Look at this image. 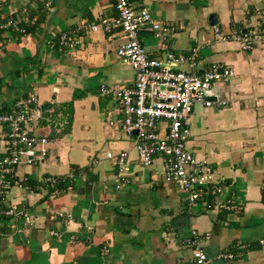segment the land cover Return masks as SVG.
<instances>
[{
  "label": "crops",
  "instance_id": "obj_1",
  "mask_svg": "<svg viewBox=\"0 0 264 264\" xmlns=\"http://www.w3.org/2000/svg\"><path fill=\"white\" fill-rule=\"evenodd\" d=\"M129 1L172 28L164 46L150 28L138 31L149 57L183 56L174 66L181 70L199 72L212 63L232 69L228 81L212 86L210 99L224 105L193 106L185 146L221 180L218 198L232 197L241 209L188 203L164 182L160 157L149 166L138 162L120 127L117 100L98 95L100 84L127 85L134 78V69L115 55L121 34L118 28H85L114 13L111 0H8L6 11L36 20L24 35L0 31V111L29 92L50 104L32 126L47 139L45 156L19 166L17 175L35 182L51 175L66 178L67 185L55 195L10 189L7 203L35 222L0 215V264H189L190 247L182 239L191 228L206 264H264V44L242 50L236 40L215 36L255 24L264 0ZM62 32L74 41L72 48L58 46ZM68 101L69 122L58 108ZM121 150L126 160L120 173L127 181L116 187L118 170L105 153ZM227 252L233 256H222Z\"/></svg>",
  "mask_w": 264,
  "mask_h": 264
},
{
  "label": "built area",
  "instance_id": "obj_2",
  "mask_svg": "<svg viewBox=\"0 0 264 264\" xmlns=\"http://www.w3.org/2000/svg\"><path fill=\"white\" fill-rule=\"evenodd\" d=\"M111 1L114 13L99 18L97 23L85 24V28L95 30L100 27L109 33L112 28H118L121 34L115 55L120 63L134 69V78L127 85L100 84L98 95L117 100L120 127L131 140L138 162L149 166L156 156L160 157L164 182L174 184L188 203L201 200L206 209L239 211L241 203L234 198H218L223 193L221 180L215 177L214 170L204 160L196 159L185 146L193 106L197 103L210 106L213 102L224 105L225 100L216 96L211 100L210 95L215 83L228 81L232 77V69L227 65L212 63L199 72L181 70L174 66L184 60L183 56L169 53L164 60L149 57L139 41L138 31L150 28L164 46L172 31L171 26L153 20L144 6L136 7L129 0ZM7 3L8 0H0V31L26 34L27 26L33 24L36 18L21 21L18 16L6 11ZM215 36L218 40H236L242 50L264 44V10L255 24L245 26L238 32H215ZM57 44L72 48L74 41L62 32L57 35ZM192 64L193 60L190 61ZM41 119V104L33 92L17 98L9 109L0 112V127L4 129L0 156V215H21L27 223L35 222V219L30 220L28 215L17 211L15 204L7 203V193L12 187L24 191L38 188L50 195L62 190L57 184L63 178L49 175L35 182L25 174L17 175L19 166L34 164L45 156L46 137L32 131V126ZM105 156L113 159L118 170L115 178V186L118 187L127 181L120 173L126 152L121 150L113 154L108 151ZM54 214L49 212L48 217L52 218ZM57 215L62 214L58 212ZM197 236V230L191 228L188 236L182 239V244L190 247L189 264H206L204 250L195 239ZM222 256L231 258L233 255L227 252Z\"/></svg>",
  "mask_w": 264,
  "mask_h": 264
},
{
  "label": "trees",
  "instance_id": "obj_3",
  "mask_svg": "<svg viewBox=\"0 0 264 264\" xmlns=\"http://www.w3.org/2000/svg\"><path fill=\"white\" fill-rule=\"evenodd\" d=\"M79 94L74 92L73 93V97L74 96H78ZM59 109L62 110V112L64 111L65 113H68L69 115L67 116V119H68V122L70 121V112H71V102L68 101V102H65L63 104H61L59 107ZM4 111V110H3ZM1 112V111H0ZM68 127V125H67ZM59 187H64L67 185V179L66 178H63L62 181H59V183L57 184Z\"/></svg>",
  "mask_w": 264,
  "mask_h": 264
},
{
  "label": "water",
  "instance_id": "obj_4",
  "mask_svg": "<svg viewBox=\"0 0 264 264\" xmlns=\"http://www.w3.org/2000/svg\"><path fill=\"white\" fill-rule=\"evenodd\" d=\"M208 21L213 24L215 21V17L213 16V14H210L208 17ZM50 107L49 103H44L43 105H41V110L44 111L46 109H48ZM133 133H135V131H133Z\"/></svg>",
  "mask_w": 264,
  "mask_h": 264
}]
</instances>
